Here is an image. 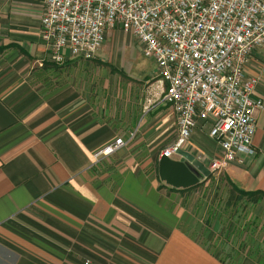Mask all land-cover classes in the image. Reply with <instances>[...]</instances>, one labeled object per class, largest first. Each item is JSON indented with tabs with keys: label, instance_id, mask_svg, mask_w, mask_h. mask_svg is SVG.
<instances>
[{
	"label": "crops",
	"instance_id": "obj_1",
	"mask_svg": "<svg viewBox=\"0 0 264 264\" xmlns=\"http://www.w3.org/2000/svg\"><path fill=\"white\" fill-rule=\"evenodd\" d=\"M43 14L42 0H0V264H264V249L229 250L228 259L202 241L199 230L219 242L227 227L213 217L207 225L189 198L208 180L172 187L159 176L160 154L130 148L133 140L98 155L130 138L142 107L110 104L114 93L100 94L93 60L51 61ZM246 72L264 99V45ZM257 121L256 153L219 172L256 215L264 212V109ZM157 122H141L139 132L151 134ZM184 149L209 168L222 155L203 121Z\"/></svg>",
	"mask_w": 264,
	"mask_h": 264
},
{
	"label": "built area",
	"instance_id": "obj_2",
	"mask_svg": "<svg viewBox=\"0 0 264 264\" xmlns=\"http://www.w3.org/2000/svg\"><path fill=\"white\" fill-rule=\"evenodd\" d=\"M41 36L50 60H91L111 30L130 32L158 71V105L176 113L177 139L161 155H177L198 121L209 126L222 155L215 173L256 153L258 77L246 72L252 52L264 45V0H42ZM146 104L150 110L152 99ZM134 134L131 135L130 139ZM122 137L98 152L126 146Z\"/></svg>",
	"mask_w": 264,
	"mask_h": 264
},
{
	"label": "rangeland",
	"instance_id": "obj_3",
	"mask_svg": "<svg viewBox=\"0 0 264 264\" xmlns=\"http://www.w3.org/2000/svg\"><path fill=\"white\" fill-rule=\"evenodd\" d=\"M91 60H93L91 67L96 70L94 75L101 88L99 89L100 94L103 93V87L114 93L111 99L110 96L107 98L110 104L121 109L124 106L131 108L137 104L142 107V114L136 118V121L139 119L141 121L132 131L134 136L132 139L122 138L129 140V143L134 141L131 143L130 148L132 149H146L148 154L157 157L160 154L161 157L163 150L177 139L174 124L177 120L168 108L171 105L157 104L156 99L159 97L157 90L160 84L157 82L158 71L155 61L143 54L141 45L130 32L121 29L108 32L103 47ZM81 69L85 68L81 66ZM149 99H152V103L150 110L147 111L145 107L150 103ZM151 120L161 121L157 122L154 133L150 134L147 128L139 132L141 122L146 125ZM217 173L218 175H212L205 185L190 192L189 198H192V205L196 204L200 209L201 215L206 218V213H208L207 225L213 217V220L214 218L223 220L224 227H227L218 232L220 243L217 240H208L202 229L198 231L200 238L228 259L230 258L226 251L229 250H236L240 255L249 251L262 252L264 249V212L260 211L257 215L253 213L254 206L251 202H246L244 196L235 195L228 190L229 188L224 184L227 183L224 175ZM230 202H236V205H232L231 208L224 206L225 203L230 205ZM229 226L234 229L229 230Z\"/></svg>",
	"mask_w": 264,
	"mask_h": 264
},
{
	"label": "water",
	"instance_id": "obj_4",
	"mask_svg": "<svg viewBox=\"0 0 264 264\" xmlns=\"http://www.w3.org/2000/svg\"><path fill=\"white\" fill-rule=\"evenodd\" d=\"M179 159L163 154L159 160V176L176 189H189L207 181L214 173L195 154L179 149Z\"/></svg>",
	"mask_w": 264,
	"mask_h": 264
}]
</instances>
